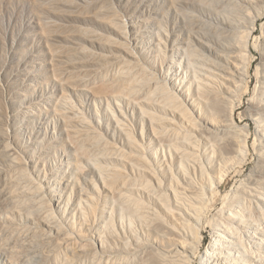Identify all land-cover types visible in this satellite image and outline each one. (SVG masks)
<instances>
[{
  "label": "rangeland",
  "instance_id": "obj_1",
  "mask_svg": "<svg viewBox=\"0 0 264 264\" xmlns=\"http://www.w3.org/2000/svg\"><path fill=\"white\" fill-rule=\"evenodd\" d=\"M206 1L213 2L0 0V192L17 189V183L12 180L23 167V172L26 171L24 173L33 181L30 187L40 185L47 191L51 186L53 192L67 197L72 188H67L66 184L81 161L80 148L101 159L105 167L116 165L132 175L129 166L115 157L118 151H132L127 133L133 136L136 144L152 151L150 159L151 155L164 159L168 152L155 142L151 135L155 124L143 114L140 106L153 115L164 117L163 112L156 109L162 98L159 88L162 85L163 90L166 89L164 78L172 69L171 62L180 60L182 48L188 43L199 56H209L199 43L204 36L196 30L198 28L190 29L192 26H220L214 12L207 9ZM224 2L229 4L231 0ZM223 8L214 10L222 12ZM250 13L255 21V36L264 35V15L259 17L252 9ZM184 16L193 22H187ZM253 46L250 43L244 80L238 89L233 87L234 96L230 99L231 105L240 112L246 110L248 102L262 97L264 87L261 60ZM184 80L187 96L192 98L193 107L188 106L192 109L188 112L193 119L187 118L190 123L181 116L168 117L174 122L173 128L177 127L179 132L181 127L180 130L185 131L180 134H193L197 141L193 140L196 154L214 188V194L210 193L201 173L192 169L196 185L205 187L202 188L206 191L204 194L208 192V199L205 198L211 209L200 217L195 227L201 229L200 232L195 230L196 234L200 233L197 236L202 237L199 239L201 245L195 244V255H189L191 260H186V264H199L223 211L227 212L228 205H235L231 203L232 199L245 185L243 182L250 173L253 152L248 149L244 157L236 159L239 163L245 161L243 164L235 160L229 165L221 163L224 168L226 166V172L230 171V176L219 169V164L217 170H211L206 156L213 154L214 140L195 130L189 131V126L201 122L200 114L209 116L210 113L188 74ZM221 82L224 81L221 79L218 83L221 88L215 85L217 89H225ZM131 95L142 99L154 96L156 99L151 105L146 102L137 105L126 99ZM181 99L185 104V99ZM45 103L51 109L42 112ZM218 115L219 120L222 119L221 113ZM235 125L242 128L244 134H249L250 140L255 139L253 122L237 116ZM6 146L12 148V155L4 154ZM104 150L107 156L102 153ZM83 165L85 170L89 168L86 162ZM94 179L102 188L98 178ZM47 193L51 194L50 191ZM227 194L233 198L229 195L225 203L223 196ZM181 220L172 222L180 227L187 224ZM184 231L181 236L188 239L187 226Z\"/></svg>",
  "mask_w": 264,
  "mask_h": 264
},
{
  "label": "bare ground",
  "instance_id": "obj_2",
  "mask_svg": "<svg viewBox=\"0 0 264 264\" xmlns=\"http://www.w3.org/2000/svg\"><path fill=\"white\" fill-rule=\"evenodd\" d=\"M209 1L213 2L206 1L207 9L214 12L220 26H192L190 29L198 28L196 30L204 36L199 43L213 58L199 56L188 43L182 48L180 60L172 61V69L166 72V89L157 86L162 98L156 110L166 117L153 115L140 106L143 114L155 124L151 135L168 155L161 160L153 157L152 151L136 144L127 133L132 151H118L115 157L129 166L132 172L129 175L116 165L105 167L101 159L80 148L81 161L66 184L67 188H72V193L65 198L53 192L51 186L47 189L51 194L43 186L30 187L33 181L21 167L12 180L17 183V189L0 192V264H186L189 255L197 249L195 244L202 238L197 236L201 229L195 227L202 215L211 210L205 198L208 192L205 196L202 188L211 190L210 193L214 188L196 154L193 134H180L184 130L179 127L178 132L177 127L173 128L174 122L168 117L193 119L188 112L191 109L188 106L193 105L185 91V74L190 76L210 113L209 116L200 114L201 122L198 125L195 121L196 126L192 122L189 131L195 130L214 140L215 144H210L214 152L206 156L211 170L220 166L221 171L228 173L230 171L226 172V166L221 163L229 165L244 157L248 149L253 152L245 185L242 190L237 188L240 191L231 202L235 205H228L227 212L223 211L217 228L212 224L215 229L199 264H264V87L262 97L248 102L242 112L236 110L232 101L233 105L230 103L233 87L238 89L246 75L250 43L259 54L264 81V35L255 36V21L250 13L252 9L257 16H263L264 0H231L229 4L224 0ZM212 7L224 8L216 12ZM184 17L187 22H193ZM221 79L225 89L215 86H219ZM181 98L185 99L186 107ZM126 99L132 104L151 105L156 98L131 95ZM41 109L46 112L51 108L45 103ZM220 113L222 119L219 120ZM237 116L256 125L253 141L242 128L236 127ZM3 151L6 156L12 155V148L8 146ZM102 153L108 154L105 150ZM83 162L88 164L86 170ZM192 169L201 173L205 187L196 185ZM230 194L223 196V202L229 200ZM104 198L107 205L103 204ZM180 219L187 224L180 227L172 222ZM185 225L188 239L181 236L185 234Z\"/></svg>",
  "mask_w": 264,
  "mask_h": 264
}]
</instances>
